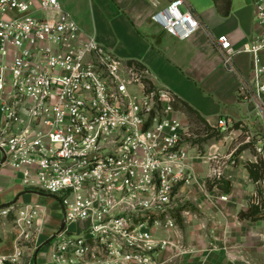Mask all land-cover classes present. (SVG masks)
I'll return each mask as SVG.
<instances>
[{
    "label": "built area",
    "instance_id": "built-area-1",
    "mask_svg": "<svg viewBox=\"0 0 264 264\" xmlns=\"http://www.w3.org/2000/svg\"><path fill=\"white\" fill-rule=\"evenodd\" d=\"M150 3L151 23L179 41L203 29L186 0ZM251 4L262 32L241 51L253 56L250 98L264 116V0ZM214 44L231 67L227 36ZM151 80L148 69L84 34L60 0H0V154L24 188L60 205V226L45 243L51 264H161L170 242L156 233L177 232L175 198L193 156L182 145L189 136L174 95ZM249 89L241 83L243 94ZM233 128L224 119L216 126ZM13 212L0 208V217ZM41 213L36 205L17 212L14 252H0V264H21Z\"/></svg>",
    "mask_w": 264,
    "mask_h": 264
},
{
    "label": "crops",
    "instance_id": "crops-1",
    "mask_svg": "<svg viewBox=\"0 0 264 264\" xmlns=\"http://www.w3.org/2000/svg\"><path fill=\"white\" fill-rule=\"evenodd\" d=\"M156 1L164 7L169 0ZM186 2L200 18L203 29L190 39L179 41L151 23L154 8L150 0H60L84 34L93 35L121 60L141 62L150 71L153 86L169 90L210 127L216 129L220 119L239 124L256 135L254 143L264 150V116L250 98V92L255 91L253 56L241 51L243 44L262 32L254 22L252 0L249 4L245 0ZM220 35L227 36L234 49L231 67L224 64L215 47L214 39ZM261 59L264 65L263 54ZM242 82L249 84V93L240 90ZM176 116L182 123L186 120L180 112L176 111ZM246 148L237 154L236 165L224 163L222 173L231 184L229 194L205 189L210 174L206 162L196 158L195 149L189 152L193 156L190 179L178 191V197L184 200L176 203L179 207L184 202L192 208L188 214L190 226L177 232L156 233L159 239L170 242L159 256L161 264L177 263L180 236L186 253L180 264H264V212L254 222L238 219V213L248 209L259 190L264 200V186L253 183L245 168L246 163L257 160L254 150L249 152ZM218 153L220 157L228 156L223 149ZM196 184L204 188L207 199L197 195ZM43 196L24 188L13 171L2 164L0 154V207L11 204L14 212L10 218H15L26 205H36L43 212L38 216L37 231L33 230L30 240L25 242L28 246L22 243L21 264H51L44 247L60 226L62 211L59 204L48 203ZM221 196L227 200H220ZM16 238L15 230L4 236L1 254H13Z\"/></svg>",
    "mask_w": 264,
    "mask_h": 264
},
{
    "label": "rangeland",
    "instance_id": "rangeland-1",
    "mask_svg": "<svg viewBox=\"0 0 264 264\" xmlns=\"http://www.w3.org/2000/svg\"><path fill=\"white\" fill-rule=\"evenodd\" d=\"M122 61H125V62L134 61L143 66L141 62L136 61V60H129V61L122 60ZM183 124L187 128V134L189 137H185V140L182 143V145L185 147H190L191 149H195V152L197 153L196 155L199 156V160H201L202 162L203 161L206 162L205 164L206 169L209 171V173L212 176H213V173H212L213 171L218 172L219 170L221 173L223 172L222 169L224 168V163H228L233 166L236 165L238 161L237 154L241 152V149L243 147H248L246 149L249 152H252L254 150L255 154H257V149H261V150L263 149L262 147L257 148V145L254 143L256 142V139H255L256 135L252 136V134H250L249 131L240 127L239 124H234V128L229 129L227 132H219L217 129H215L213 132H209L207 134L201 124L189 121L187 118L186 120H183ZM222 149L224 150V152L228 153L227 157H223V156L220 157L218 152L219 150H222ZM215 151L217 152V154H213ZM232 162H234V164H231ZM202 168L203 167H200V169ZM222 176H223V173H222ZM205 189L207 190L206 187ZM195 191L197 195H200L201 197L205 199L208 198L207 197L208 194L205 192L204 188H199L198 186L195 189ZM43 197H44V200H46L48 203L56 202L57 204H59L58 201L53 196L44 194ZM221 197H220V200H221ZM175 200H184V198L177 196ZM183 206H184V202L182 204H179L178 209L182 208ZM186 206L189 208L188 205ZM188 208L184 211H187L188 213H190V210ZM182 212L183 211H181L180 213ZM180 213H176L173 215L176 220L177 230L178 229L186 230L190 226L188 223L189 215L182 217ZM177 217L180 218V222H177ZM15 221L16 219L10 218V215H8L6 218L0 217V244L3 242L4 236H6L8 233L14 232L15 226H16ZM81 226H83V224ZM177 239L179 242H178V248L176 250L177 252H176L175 262H177L176 264H180V262L183 261V258L186 257V253L183 249V247H185L183 246V242H182L183 237L180 236ZM25 244L26 243H24V246ZM26 246L28 245L26 244ZM44 252L46 254V257L49 256L50 248L48 246L44 247Z\"/></svg>",
    "mask_w": 264,
    "mask_h": 264
},
{
    "label": "trees",
    "instance_id": "trees-1",
    "mask_svg": "<svg viewBox=\"0 0 264 264\" xmlns=\"http://www.w3.org/2000/svg\"><path fill=\"white\" fill-rule=\"evenodd\" d=\"M173 109L184 114L189 121L201 124L206 134L215 130V128L210 127L195 110L175 97L173 102ZM256 159L257 160L254 163H246L245 168L247 169V172L249 174V179L255 184H260L261 182H264V161L261 156L256 155ZM206 188L208 191H213L216 189L223 194H229L231 191V184L224 178H214L207 180ZM262 197V191L259 190L257 195L251 199L248 209L246 211H241L238 213V219L240 221L248 222H254L261 219V215L264 212V200ZM10 205L11 204L3 205L0 208L8 207ZM187 208L188 207L184 205L182 208L178 209V212L184 211ZM188 209L190 211L192 210V208L190 207ZM177 222H180L179 217H177Z\"/></svg>",
    "mask_w": 264,
    "mask_h": 264
},
{
    "label": "water",
    "instance_id": "water-1",
    "mask_svg": "<svg viewBox=\"0 0 264 264\" xmlns=\"http://www.w3.org/2000/svg\"><path fill=\"white\" fill-rule=\"evenodd\" d=\"M245 2H246L247 4H249V3H250V0H245Z\"/></svg>",
    "mask_w": 264,
    "mask_h": 264
}]
</instances>
